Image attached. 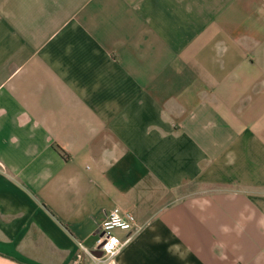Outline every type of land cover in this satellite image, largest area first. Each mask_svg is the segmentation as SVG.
Wrapping results in <instances>:
<instances>
[{
  "label": "crops",
  "instance_id": "crops-1",
  "mask_svg": "<svg viewBox=\"0 0 264 264\" xmlns=\"http://www.w3.org/2000/svg\"><path fill=\"white\" fill-rule=\"evenodd\" d=\"M115 207L114 264H264V0H0V264Z\"/></svg>",
  "mask_w": 264,
  "mask_h": 264
},
{
  "label": "built area",
  "instance_id": "built-area-1",
  "mask_svg": "<svg viewBox=\"0 0 264 264\" xmlns=\"http://www.w3.org/2000/svg\"><path fill=\"white\" fill-rule=\"evenodd\" d=\"M138 230L139 227L132 213L115 207L105 215L96 231L93 251L100 252L101 256L96 257L86 248L81 247V249L91 257L94 264H114L115 258ZM118 232L126 233L127 236L120 238Z\"/></svg>",
  "mask_w": 264,
  "mask_h": 264
},
{
  "label": "water",
  "instance_id": "water-1",
  "mask_svg": "<svg viewBox=\"0 0 264 264\" xmlns=\"http://www.w3.org/2000/svg\"><path fill=\"white\" fill-rule=\"evenodd\" d=\"M94 254H95L96 257H100L101 256L100 252H98V251H95Z\"/></svg>",
  "mask_w": 264,
  "mask_h": 264
}]
</instances>
